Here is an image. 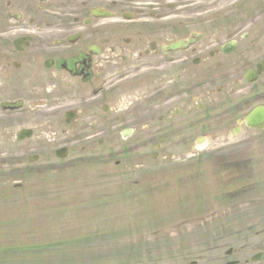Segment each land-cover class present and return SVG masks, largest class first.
<instances>
[{
	"label": "flooded vegetation",
	"instance_id": "1",
	"mask_svg": "<svg viewBox=\"0 0 264 264\" xmlns=\"http://www.w3.org/2000/svg\"><path fill=\"white\" fill-rule=\"evenodd\" d=\"M164 4L0 0V152L13 141L50 164L56 145L46 142L73 136L85 151L125 130L136 168L232 149L220 143L249 130L242 121L264 104V35L234 26L229 14L245 2H224L231 11L213 17L204 9L217 0Z\"/></svg>",
	"mask_w": 264,
	"mask_h": 264
},
{
	"label": "rangeland",
	"instance_id": "2",
	"mask_svg": "<svg viewBox=\"0 0 264 264\" xmlns=\"http://www.w3.org/2000/svg\"><path fill=\"white\" fill-rule=\"evenodd\" d=\"M163 1L166 9L183 2ZM217 1L204 9V17L224 2L247 1V15L229 17L236 28L250 31V40L264 35V0ZM71 138L44 145L70 144ZM134 141L112 138L102 148L53 159V168L0 162V264H264V257L259 263L249 260L264 253V224L250 218L253 207L244 199L259 197L264 204V131L246 130L227 140L237 147L232 152H204L205 158L192 165L137 178L141 157ZM3 145L2 162L30 148L13 141ZM16 166L27 169L16 171ZM250 186L247 193L240 189ZM231 201L236 204L230 209ZM231 223L225 240L211 237ZM259 229L262 234H255ZM258 242L263 250L251 246ZM243 245L247 249L238 251ZM230 247L236 251L227 255Z\"/></svg>",
	"mask_w": 264,
	"mask_h": 264
},
{
	"label": "water",
	"instance_id": "3",
	"mask_svg": "<svg viewBox=\"0 0 264 264\" xmlns=\"http://www.w3.org/2000/svg\"><path fill=\"white\" fill-rule=\"evenodd\" d=\"M247 123L256 128H264V107L255 109L247 120Z\"/></svg>",
	"mask_w": 264,
	"mask_h": 264
}]
</instances>
